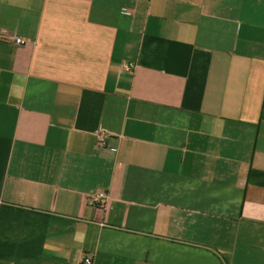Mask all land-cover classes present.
<instances>
[{
  "label": "crops",
  "instance_id": "obj_1",
  "mask_svg": "<svg viewBox=\"0 0 264 264\" xmlns=\"http://www.w3.org/2000/svg\"><path fill=\"white\" fill-rule=\"evenodd\" d=\"M85 257L264 264V0H0V264Z\"/></svg>",
  "mask_w": 264,
  "mask_h": 264
},
{
  "label": "built area",
  "instance_id": "obj_2",
  "mask_svg": "<svg viewBox=\"0 0 264 264\" xmlns=\"http://www.w3.org/2000/svg\"><path fill=\"white\" fill-rule=\"evenodd\" d=\"M13 42L16 45H23L25 43V40H23L21 38H14ZM133 68H134L133 63H126L123 65V69L127 72H131L133 70ZM106 137H107L106 134L103 131H100L97 135V138H96V146L97 147H103L105 145ZM110 152L115 153L116 150L110 149ZM104 198H105L104 192H97V193H95L89 197V203L91 205H96V204L100 203V201ZM81 264H92L91 258L85 257L82 260Z\"/></svg>",
  "mask_w": 264,
  "mask_h": 264
}]
</instances>
